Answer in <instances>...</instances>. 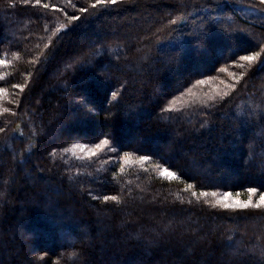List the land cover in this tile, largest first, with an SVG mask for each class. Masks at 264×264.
I'll list each match as a JSON object with an SVG mask.
<instances>
[{
    "label": "trees",
    "instance_id": "obj_1",
    "mask_svg": "<svg viewBox=\"0 0 264 264\" xmlns=\"http://www.w3.org/2000/svg\"><path fill=\"white\" fill-rule=\"evenodd\" d=\"M41 2L81 15L66 6L67 0ZM176 2L137 0L135 5L111 6L75 22V28L59 34L62 40L53 37L45 49L52 28L66 22L63 12L0 0V59L7 61L0 66V87L8 89L0 108L17 113L0 115V126L7 119L8 128L17 129L7 137L0 134V264H224L220 235L233 227L228 214L196 203L184 189L194 182L197 192H239L246 199L249 177L259 175L264 162V66L240 69L233 62L264 43V12L250 7L252 0H188L187 22L174 26L176 31L162 36L160 43L148 48L138 44L161 18L165 23L170 13L174 18ZM72 3L85 6L84 0ZM242 7L253 15H242ZM45 22L49 31H44ZM201 24L212 28L204 46L196 42ZM181 45L186 51L179 62L166 68L165 53ZM90 48L95 51L90 65L73 63ZM41 50L45 56L31 64ZM221 67L227 71L220 72ZM229 72H244L245 77L222 107L212 109L202 128L207 110L200 108L199 98L224 90L220 81L233 83ZM208 76L216 79L193 89L196 97L181 94ZM12 84H25L24 93ZM112 92H117L114 101ZM81 96L94 107L93 113L77 103ZM173 100L178 111H162ZM109 112L112 119L106 122ZM32 130L37 132L34 138ZM145 130L150 134L140 147L136 138ZM104 133L114 137L119 156L105 149L83 160L65 151L74 144L91 147ZM124 151L131 155L126 164ZM142 154L151 159L141 162ZM165 167L180 179L163 177ZM122 186L125 197L129 188L136 197L126 200V207L92 199L120 195ZM58 191L63 195L51 197L50 192ZM189 199L192 205L180 203ZM173 217L198 220L192 227L202 226L208 242L194 243L184 227L154 243L142 238L149 235L145 229ZM261 225L264 219L254 218L239 238L260 244ZM240 264L255 262L240 258Z\"/></svg>",
    "mask_w": 264,
    "mask_h": 264
},
{
    "label": "snow or ice",
    "instance_id": "obj_2",
    "mask_svg": "<svg viewBox=\"0 0 264 264\" xmlns=\"http://www.w3.org/2000/svg\"><path fill=\"white\" fill-rule=\"evenodd\" d=\"M25 5H33L40 6L43 9H51L54 12H63L66 22L55 25L51 34L48 36V42L44 44V48H49L50 45L53 44V37H57L62 40V36L59 35L61 33H67L69 30L75 28L77 25L75 22L81 21L82 18H91L93 16L102 13L107 10L111 6H116L120 4H128L135 5L137 0H84L85 6L77 7L76 4L72 3V0H67V4H70L75 12H79L81 15L71 14L69 15L64 9L59 8L55 4L42 3L41 0H22ZM192 3L198 4L199 0H191ZM188 0H177L176 5L173 8V13H175L174 18H172V14H169V18H167V22H164V18H161L160 21L156 22L158 26L155 27L154 30L149 29L150 35L145 34L142 38L137 39V43L143 45L145 48L150 47L153 43H160L162 36L167 37L170 36L171 33L176 31L174 26H177L181 23H185L188 20ZM250 7L259 8L261 12H264V0H252ZM95 10V11H93ZM39 19V18H38ZM215 19V18H213ZM44 31H49L48 23H44ZM199 32L196 35V42L199 46H204L205 38H210V34L212 32V28L210 26H206L201 24L198 26ZM243 31V30H241ZM191 35V34H190ZM251 37V34H249ZM43 39V38H41ZM119 39V37H117ZM254 39V38H253ZM2 43V41H0ZM126 43V42H125ZM192 41H188L187 47H191ZM39 48V45H36ZM259 50H252L248 54L239 55L238 60H234V67L245 69H251L253 66L257 64L264 66V43L258 45ZM140 51L141 49L138 47L136 49ZM186 51V47L176 46L171 48L168 52L165 53V59L162 61L166 68H174L175 65L179 62L182 54ZM95 55V51L90 48L88 50L81 51L74 58L73 63L79 64L81 66H88L92 63L93 57ZM41 56H45V53L41 50L39 52V56L30 61L31 64L35 65ZM127 59V57H124ZM119 59V58H118ZM7 61L4 59H0V66H6ZM159 71V69H158ZM220 72L227 71L226 68L221 67L219 69ZM230 77L233 79V83H226L224 81H220L221 84H224V90L215 89L212 93L205 94L204 96L199 98V106L201 109H206L207 111L203 112L205 120L201 123V127H205L207 125V118L213 116L212 109L220 108L226 102V98L230 96V94L235 91L236 85L239 84L245 77V73L241 72L237 74L235 72L228 73ZM103 75V73H101ZM216 79L215 76H208L205 79H197L195 84L192 87L186 89V91H182V95H188L192 97H196L197 94L193 91V89L197 88V86L209 85L210 82ZM4 77L0 76V81H3ZM11 87L13 89H19L20 93H24L25 84H12ZM8 95V89L5 87H0V98H3ZM117 99V92H112V100ZM9 103H13V101L9 100ZM79 105L87 112L93 113L94 107L89 105V102L81 96V98L77 101ZM162 111H178L175 107V100L171 101L169 108L162 109ZM255 110H253L250 115H254ZM9 114L11 116H16L17 113L12 111L10 108L2 107L0 108V115ZM112 119V114H109L105 117V121L108 122ZM11 123L9 120H5L4 126H0V134H4L5 137L10 135V133H14L17 131L16 128L9 129L8 124ZM21 136L24 135L23 132L19 133ZM150 133L148 131H141L136 141L140 145L141 143ZM37 136L36 130H32L31 137L34 138ZM99 140L98 143H95L93 146H89L88 144H74L71 149H65V151H71L73 155H75V150L79 149L83 156L80 157L83 160H91L93 157H97V155L105 149H108L111 153H115L117 156L120 155L121 149L118 145L114 143V137L110 136L108 133H104V138H97ZM139 147L132 148L133 152H139ZM51 155H55L52 153ZM254 155L252 151H250V158ZM151 159L150 154H142L139 156V160L141 162L148 161ZM122 160L126 164L131 160V155L129 151H124L122 155ZM124 171L123 164L120 166V172ZM161 175L165 178L176 180L180 179L176 172L169 170L168 167H165L161 172ZM71 179V177H69ZM252 180V184L247 186L244 190L247 193L246 199H240V193L237 192L235 195L232 192L225 191L222 194L216 191H196L197 185L194 182L187 183L184 191L190 192L191 197L194 198L195 202L202 205H207L208 209H215L218 213H227L228 219L232 222L233 227L225 228L220 235L221 245H222V255L225 258L224 264H240V258H248L254 260L255 264H264V231L260 234V244L258 245H250L247 242H242L239 237L246 235V229L248 226V222L253 220L256 217L264 219V162L261 164V170L259 175H252L249 177ZM259 181V183H257ZM131 181H129V184ZM143 191V189H142ZM120 195H103L102 198L96 195L92 196L93 200H100L101 203L107 204L109 202H114L117 208H120L122 205L127 206L126 200L135 201L136 197L133 195V191L131 188L127 191V196H124V187L122 186L120 189ZM204 198L201 201V198ZM211 197V199H208ZM141 202H143V197L140 198ZM155 199V198H153ZM153 201H149L152 203ZM189 205L193 204V199H189L187 201L180 200V203L183 205L184 203ZM192 225H199V221H193L191 217L187 219L176 220L175 217L170 219L164 225H156L155 227L147 228L145 231L149 234L148 236L142 237L146 242L154 243L158 241L159 237L163 234L175 233L178 228L184 227L185 233L189 234L194 243L201 244L206 243L208 238V233L203 232L202 226L192 227ZM264 228V225H261ZM217 231L216 228L212 229L211 234H215ZM234 237H237L234 239ZM73 255H76L73 253Z\"/></svg>",
    "mask_w": 264,
    "mask_h": 264
},
{
    "label": "rangeland",
    "instance_id": "obj_3",
    "mask_svg": "<svg viewBox=\"0 0 264 264\" xmlns=\"http://www.w3.org/2000/svg\"><path fill=\"white\" fill-rule=\"evenodd\" d=\"M191 12V11H190ZM239 12L242 14V15H245V16H248V17H250V16H252L253 15V12L252 11H249V8H241L240 10H239ZM104 151V150H103ZM102 151V152H103ZM71 154L73 155V153L71 152ZM74 156H76V157H82L83 156V153H81L80 151H79V149H76L75 150V155ZM98 156V155H97ZM4 163H0V166H2ZM41 184H43L42 182H40ZM44 185V184H43ZM50 195H51V197H58V196H61V195H63L62 194V192H57V193H54V192H50ZM135 210V208L134 207H132V208H130V211L129 212H127V214L126 215H129V213H131L132 211H134ZM144 217L146 218V219H152L153 217H152V215H144ZM81 240V239H80ZM24 264H26V263H24Z\"/></svg>",
    "mask_w": 264,
    "mask_h": 264
}]
</instances>
